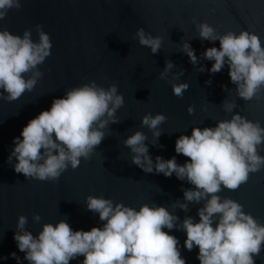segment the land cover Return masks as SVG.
I'll return each instance as SVG.
<instances>
[{"label":"water","instance_id":"water-1","mask_svg":"<svg viewBox=\"0 0 264 264\" xmlns=\"http://www.w3.org/2000/svg\"><path fill=\"white\" fill-rule=\"evenodd\" d=\"M201 21L220 33L241 29L255 32L264 45V0H21L19 10L8 11L0 26L14 34L31 29L35 40V25L39 24L49 34L52 48L51 55L39 66L43 75L33 91L12 102L0 100V264H18L12 252L20 258L19 264H29L13 239L20 214L28 218L26 228L33 235L44 222L55 224L60 219L73 230L101 227L98 214L86 208L85 197L90 194L133 208L155 202L175 212L179 221L185 216L198 221L197 209L203 202L189 203L187 213L171 207L174 201L183 200L182 188L193 186L175 174L165 177L162 173H145L131 163L130 150L122 140L137 129L151 140V132L141 126L140 118L145 113H162L168 119L160 125L158 145L145 141L149 154L153 162L157 155L164 159L175 156L183 164L188 158L175 152V140L181 134L190 135L193 126L214 127L216 120L230 118L231 113L221 107L225 99L237 105L233 112L259 121L264 127V98L242 100L235 95L227 65L213 74L207 71L212 61L200 59L194 66L179 50L183 40L189 42L198 58L208 47L219 48V41L197 37L195 25ZM138 27L162 37L156 54L138 43ZM166 60L175 67L162 79L160 72ZM201 64L204 72L197 71ZM180 69L184 71L179 79L189 84L183 97L175 96L169 83L172 73ZM209 79L212 83L206 84ZM89 80L105 88L117 84L124 97V105L116 112L120 122L109 125L105 139L89 160L81 159L77 169L69 168L55 182L28 180L16 173L8 162L13 138L20 136L29 119L47 110L53 98L63 97L65 89ZM221 85L233 90L226 92ZM189 105L192 114L187 112ZM259 152L264 156V145ZM219 195L236 200L245 212L264 223V167L251 173L239 189H223ZM33 212L41 216L39 223L32 221ZM164 231L178 238L186 264H199L198 248L188 251L184 247L183 230ZM83 259L78 256L69 264H81ZM255 264H264V249Z\"/></svg>","mask_w":264,"mask_h":264},{"label":"clouds","instance_id":"clouds-1","mask_svg":"<svg viewBox=\"0 0 264 264\" xmlns=\"http://www.w3.org/2000/svg\"><path fill=\"white\" fill-rule=\"evenodd\" d=\"M20 7L21 0H0V21L10 9ZM195 27L199 39L219 41V48L208 47L198 58L189 42L183 40L179 50L189 61L194 66L200 59L212 61L207 71L213 74L227 65L237 97L244 101L264 98V45L259 35L244 29L220 33L204 21ZM35 32L37 39L33 40L31 29L14 34L0 26V100H18L33 91L42 77L39 66L51 55L52 41L41 25H35ZM135 38L153 54L161 49L162 37L143 27L136 29ZM174 67L171 60H166L160 77L167 78ZM205 70L202 64L197 68L199 72ZM183 71L172 73L169 80L177 97H183L189 88L179 79ZM221 87L226 92L233 90ZM123 105L124 97L116 83L105 88L89 80L67 88L63 97L53 98L50 107L29 119L20 136L13 138L8 162L28 180L55 182L69 168L77 169L81 159L91 158L105 139L109 125L120 122L116 112ZM221 107L231 113L230 118L216 120L214 127L193 126L190 135L181 134L175 140V152L188 158L183 164L175 156L164 159L157 155L153 162L149 154L145 141L158 145L160 125L168 119L162 113H145L140 118L141 126L151 132V140L138 129L122 140L130 150L131 163L145 173H162L165 177L175 174L193 186L182 188L183 200L174 201L171 207L187 213L189 203L203 202L197 209L198 221L191 216L179 221L175 212L155 202L133 208L90 194L85 197V205L98 214L101 227L73 230L60 219L55 224L44 222L33 235L26 228L28 218L18 215L13 239L25 254L24 259L29 264H69L78 256L84 258L81 264H186L178 238L164 231L175 228L185 232L184 247L188 251L198 248L199 264H255L264 249V223L245 212L242 204L219 193L239 189L251 173L264 167V156L259 152L264 145V127L259 121L233 112L237 107L234 101L225 99ZM187 112L193 113L191 105ZM32 221H41L39 213H32ZM10 255L19 264L16 253Z\"/></svg>","mask_w":264,"mask_h":264}]
</instances>
